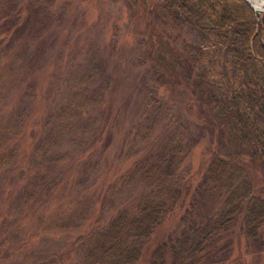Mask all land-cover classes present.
I'll list each match as a JSON object with an SVG mask.
<instances>
[{
  "label": "rangeland",
  "instance_id": "rangeland-1",
  "mask_svg": "<svg viewBox=\"0 0 264 264\" xmlns=\"http://www.w3.org/2000/svg\"><path fill=\"white\" fill-rule=\"evenodd\" d=\"M158 2L0 0V264H86L79 237L132 207L147 187L129 169L168 160L173 139L166 190L178 195L137 264L178 229L212 154L240 163L264 199L260 159L231 117L236 78ZM258 237L238 213L218 264H264V224Z\"/></svg>",
  "mask_w": 264,
  "mask_h": 264
},
{
  "label": "trees",
  "instance_id": "trees-1",
  "mask_svg": "<svg viewBox=\"0 0 264 264\" xmlns=\"http://www.w3.org/2000/svg\"><path fill=\"white\" fill-rule=\"evenodd\" d=\"M158 5L176 24H186L203 38L209 37V44L223 55L222 76L237 81L229 104L236 134L264 169V43L259 37V31L264 32V12L255 24L244 0H159ZM181 146L173 139L168 158ZM169 159L133 164L129 173H136L147 190L131 208H119L103 226L79 237L78 252H84V263L137 264L144 239L178 195L177 189L166 190L170 189ZM197 187L178 229L154 246L142 264H218L216 240L240 212L245 235L259 242L264 199L252 189L240 163L212 154Z\"/></svg>",
  "mask_w": 264,
  "mask_h": 264
},
{
  "label": "water",
  "instance_id": "water-1",
  "mask_svg": "<svg viewBox=\"0 0 264 264\" xmlns=\"http://www.w3.org/2000/svg\"><path fill=\"white\" fill-rule=\"evenodd\" d=\"M244 1L248 5V7L252 10V13L254 15L255 24H258V22H260V14L262 12H264V8H259V7L253 6L248 0H244Z\"/></svg>",
  "mask_w": 264,
  "mask_h": 264
},
{
  "label": "bare ground",
  "instance_id": "bare-ground-1",
  "mask_svg": "<svg viewBox=\"0 0 264 264\" xmlns=\"http://www.w3.org/2000/svg\"><path fill=\"white\" fill-rule=\"evenodd\" d=\"M253 6L264 8V0H248Z\"/></svg>",
  "mask_w": 264,
  "mask_h": 264
}]
</instances>
